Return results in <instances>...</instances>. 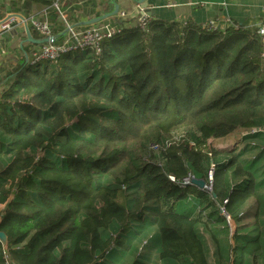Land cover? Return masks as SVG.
Returning <instances> with one entry per match:
<instances>
[{
    "label": "trees",
    "instance_id": "1",
    "mask_svg": "<svg viewBox=\"0 0 264 264\" xmlns=\"http://www.w3.org/2000/svg\"><path fill=\"white\" fill-rule=\"evenodd\" d=\"M20 1L33 14L50 4ZM120 25L98 54L84 48L30 63L28 46L39 44L9 49L17 58L0 69V264H117L132 253L139 263L150 240L167 264H210L199 224L217 242L209 225L228 224L221 209L240 222L248 199H260L258 27L207 30L155 18L148 31L137 19ZM238 133L241 149L208 145ZM248 150H257L251 159ZM211 164L210 190L181 182L207 181ZM247 229L236 226L227 260L218 248L221 264L261 252L259 234L239 232Z\"/></svg>",
    "mask_w": 264,
    "mask_h": 264
},
{
    "label": "crops",
    "instance_id": "2",
    "mask_svg": "<svg viewBox=\"0 0 264 264\" xmlns=\"http://www.w3.org/2000/svg\"><path fill=\"white\" fill-rule=\"evenodd\" d=\"M2 8L5 9L2 11ZM106 9H108L106 13L111 12L107 18L120 27L124 19L130 22L136 20L141 9L150 19L179 21L200 26L213 20L219 28H227L231 25L255 28L264 22V0H66L67 17L77 28L84 27L88 24L87 21L94 17L106 14L104 13ZM9 12L22 16L33 14L32 6L28 3L17 0L10 7L0 0V19ZM121 12L124 13L123 16L119 15ZM49 18L54 37L62 36L65 27L59 16L51 11ZM24 39H26L25 28L21 24L15 25L10 31L0 33V69L3 64L16 63L17 57H12L13 53L9 49L12 45L20 46ZM28 48L32 50L35 47L29 45ZM3 206L0 204V209ZM233 223L236 228L237 224ZM142 250V254L138 256L139 263H136L135 254L132 253L117 264H150L148 259L160 260L158 244L155 240H150ZM114 256L119 257L117 254ZM157 264L167 263L160 260Z\"/></svg>",
    "mask_w": 264,
    "mask_h": 264
},
{
    "label": "built area",
    "instance_id": "3",
    "mask_svg": "<svg viewBox=\"0 0 264 264\" xmlns=\"http://www.w3.org/2000/svg\"><path fill=\"white\" fill-rule=\"evenodd\" d=\"M51 11L55 12L61 18L65 27L64 33L58 40L55 39L52 32L51 21L49 18ZM140 11L141 12L136 18L138 25L143 30L148 31L150 17L142 9ZM119 15L123 16L124 13L121 12ZM24 23L34 29L38 34V38L54 37L53 41L39 44L31 50L29 56L30 63H36L39 61L54 63L58 60L61 54L84 48L90 49L95 54H98L101 51L103 41L111 38L121 30L120 26L108 18L86 24L82 28H77L67 21L66 0H50V4L44 10L36 14L22 16L15 12H9L0 19V33L3 31H10L15 25H24ZM202 27L207 30L225 29L219 28L218 24L213 20L208 21ZM234 28H238V26L235 25ZM258 33L262 36L264 35V22L258 26ZM259 130L260 128H253L252 132ZM213 166L214 165L211 164V169L208 171L207 181H205L203 186V188L207 190L211 189ZM171 179L173 180V177H171ZM194 179L193 175H188L184 177L181 182L187 184ZM222 212L225 213L223 208ZM225 216L230 226L231 224H234L233 220H231L226 213Z\"/></svg>",
    "mask_w": 264,
    "mask_h": 264
},
{
    "label": "rangeland",
    "instance_id": "4",
    "mask_svg": "<svg viewBox=\"0 0 264 264\" xmlns=\"http://www.w3.org/2000/svg\"><path fill=\"white\" fill-rule=\"evenodd\" d=\"M4 9L2 8V11ZM241 138H242V133H238V134H234L231 136H227V138L217 140L216 142L209 141L208 145L209 146H219V147H222L223 145H227L228 147L229 146L234 147V145L238 144L237 148L241 149L244 143L246 142L245 140H242L241 142L240 140ZM258 142H260V140H258ZM257 150L256 151L248 150L249 152L247 151V153H245L243 157L251 159L255 155ZM258 193H259L260 199H258L256 196H253L250 199H248V201L245 203V205L242 208L243 218L241 219L240 222L236 221V224L237 226L248 227L247 230L239 231L241 233L250 231L252 235L256 233L259 234L260 238L263 241L262 243L263 248L261 252L258 253L257 255L248 257L249 263L246 262V259H244L243 264H264V209H263L264 208V196L262 197V195L264 194V190H260L258 191ZM223 214L225 215V213ZM209 226L212 227V230L214 231V233L218 229V232L215 233L218 243L215 241V238L212 235L211 229L208 228L207 225L205 226L204 224H199V226L197 227V231L204 239V244H205V248L207 249V254H208V259H209L210 264H221L222 259H221V256L219 255L218 248L220 249V252L226 253L227 256L225 260H227L229 256V253H228L229 250H231L236 244L234 238H232V234H233V231L235 230L234 229L235 226L234 224H231L230 226L228 224L216 223V222H213ZM229 226L232 229H230ZM217 244H219V246H217ZM234 255L235 254L232 253V256ZM148 260L150 264H157V262L160 261L158 259H155L154 261H150L151 259H148ZM163 263H165V261ZM173 263L177 264V262H173Z\"/></svg>",
    "mask_w": 264,
    "mask_h": 264
},
{
    "label": "water",
    "instance_id": "5",
    "mask_svg": "<svg viewBox=\"0 0 264 264\" xmlns=\"http://www.w3.org/2000/svg\"><path fill=\"white\" fill-rule=\"evenodd\" d=\"M109 14L100 16V17H94L92 19H90L89 21H87L88 24L90 23H94L97 22L99 20L105 19L107 17H109ZM24 28H25V34H26V41L32 42V43H36V44H42L48 41H53L54 37L50 36V37H44V38H35L33 37V35L31 34L29 27L26 23H24ZM193 183H195L196 185H198L199 187H203L205 184V181L203 179H199L196 178L194 180H192ZM0 241L2 242V244L4 246H6V242H7V237L5 235V233L3 231L0 230Z\"/></svg>",
    "mask_w": 264,
    "mask_h": 264
}]
</instances>
